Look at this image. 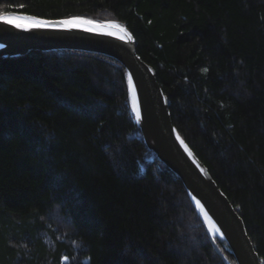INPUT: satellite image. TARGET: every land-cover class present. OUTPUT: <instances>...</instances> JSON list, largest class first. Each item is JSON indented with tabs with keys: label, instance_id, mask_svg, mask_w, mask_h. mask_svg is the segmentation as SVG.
I'll use <instances>...</instances> for the list:
<instances>
[{
	"label": "trees",
	"instance_id": "trees-1",
	"mask_svg": "<svg viewBox=\"0 0 264 264\" xmlns=\"http://www.w3.org/2000/svg\"><path fill=\"white\" fill-rule=\"evenodd\" d=\"M4 12L123 23L264 264V0H0ZM0 264H223L144 144L117 60L0 58Z\"/></svg>",
	"mask_w": 264,
	"mask_h": 264
},
{
	"label": "water",
	"instance_id": "water-1",
	"mask_svg": "<svg viewBox=\"0 0 264 264\" xmlns=\"http://www.w3.org/2000/svg\"><path fill=\"white\" fill-rule=\"evenodd\" d=\"M13 15L35 16L19 12L0 13V16ZM35 17L57 21L77 16ZM92 20L102 24H119L132 39L121 40L116 36L79 29L66 30L59 25L21 30L0 21V45L3 46L0 47V58L20 56L33 49H70L100 53L121 63L126 71L129 107L144 144L181 180L209 241L223 264L232 263L219 248L216 237L226 242L236 264H263L249 238L243 219L219 188L208 168L173 125L170 100L157 80L155 69L137 54V42L132 33L117 20ZM129 76L132 79L131 85L128 83ZM132 92L137 96V109L141 114L139 120L132 108Z\"/></svg>",
	"mask_w": 264,
	"mask_h": 264
},
{
	"label": "snow or ice",
	"instance_id": "snow-or-ice-1",
	"mask_svg": "<svg viewBox=\"0 0 264 264\" xmlns=\"http://www.w3.org/2000/svg\"><path fill=\"white\" fill-rule=\"evenodd\" d=\"M19 7H23L20 5ZM0 21L5 22L8 25H13L16 29L21 30H31V29H41V28H48L52 26L59 25L63 29L71 30V29H79L88 32L98 33V34H105L108 36H116L121 40L124 39H132L131 35L126 32V30L119 24L115 23H97L92 19H87L84 17H71V18H62L57 21H49L46 19L38 18L35 16L30 15H13V16H0ZM123 33V35H121ZM0 47H3L0 45ZM204 72L208 70L205 68L203 69ZM129 85L132 84V79L129 76L128 78ZM132 101V108L133 111L136 113V117L140 119V112L137 109V96L135 92H132L131 96Z\"/></svg>",
	"mask_w": 264,
	"mask_h": 264
}]
</instances>
